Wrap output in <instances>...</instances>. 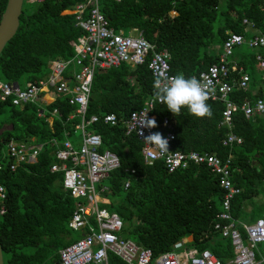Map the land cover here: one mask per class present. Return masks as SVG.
<instances>
[{
  "label": "trees",
  "instance_id": "1",
  "mask_svg": "<svg viewBox=\"0 0 264 264\" xmlns=\"http://www.w3.org/2000/svg\"><path fill=\"white\" fill-rule=\"evenodd\" d=\"M82 1L42 0L32 6L23 2L17 30L0 52V81L20 87L35 83L48 73L46 62L70 58V44L82 31L75 27L73 16L64 12ZM172 1L99 0L98 7L115 32L127 33L136 28L156 50L165 49L169 73L186 78L217 62L228 33L250 36L242 20L252 23L258 31L264 29V0H174L173 6ZM5 3L0 0V15ZM172 8L176 14L169 18L167 13ZM233 59L250 78L255 77L253 51L241 46ZM153 83L146 62L134 67L121 64L93 74L84 120L105 114H113L117 120L114 126L98 120L87 127L99 135V150L112 152L119 161V167L101 182L107 189L101 197L108 204L100 207L118 216L128 239L150 250V264L159 255L172 251L173 244L182 239H189L185 247L207 250L225 264L233 253L229 240L212 228L222 201V191L213 175L204 166L168 174L160 161L147 165L140 142L124 135L119 120L140 109L143 98L154 97ZM230 97L238 104L253 99L240 91ZM207 103L212 111L210 118H197L187 108L173 116L166 105L154 103L150 111L156 121L154 128L161 135L167 132L161 127V121L167 119L174 136L173 147L183 153H210L221 160L231 155V179L240 189L231 201L232 217L244 224L264 220V118L245 119L235 111L227 129L219 126L222 105ZM38 110L42 111L40 117L36 115ZM73 112L74 107L63 96L47 105L16 107L9 101L0 102V185L5 192V211L0 216L3 264H55L57 252L82 235L67 227L74 201L61 188L62 175L49 172L54 153L63 141L69 139L76 145L73 128L80 119ZM228 132L241 139L240 145H221ZM11 140L42 144L36 161L10 171L5 147ZM239 231L245 240L243 229ZM259 253L256 261L264 264V256ZM106 264L125 263L108 252Z\"/></svg>",
  "mask_w": 264,
  "mask_h": 264
},
{
  "label": "built area",
  "instance_id": "2",
  "mask_svg": "<svg viewBox=\"0 0 264 264\" xmlns=\"http://www.w3.org/2000/svg\"><path fill=\"white\" fill-rule=\"evenodd\" d=\"M98 1L83 0L75 4L70 11L64 12L73 16L75 27L82 31V35L70 44L73 55L65 60H50L47 65L48 73L35 83L27 82L20 87L17 83L0 81V102L9 101L11 106L16 107L27 104L47 105L58 96H63L67 99V104L74 107L73 114L80 119L73 128V135L78 134V137H73L76 145L65 139L55 151V161L49 167L50 173L62 175L61 188L74 201V209L67 223L68 229L82 232L80 238L57 252L55 264H106L108 252L125 264H150V250L128 237L121 239V220L115 213L100 207L101 204H108L106 199L101 197V194L107 191L106 187L101 186V182L109 172L119 167V161L112 152L99 150V135L88 131L87 127L98 120L114 126L117 120L113 114L101 117L93 115L84 120V113L94 73L116 68L121 64L134 67L146 62V68L154 80L157 76L170 77L172 75L169 73V55L165 49L156 50L136 28L129 29L127 35L122 31L115 32L99 12ZM174 2L173 0L172 6ZM175 14L172 8L167 16L172 18ZM242 24L250 36L245 38L240 34L228 33L220 48L217 62L192 76L211 84L213 92L207 102H219L222 105L219 126H225L227 129L231 126V116L235 111H240L245 119L264 118V29L258 31L246 20H242ZM241 46H246L254 52L258 83L252 90L249 86V75L233 59L234 50ZM66 73H69V76H65ZM237 91L249 93L253 97L252 101L244 99L239 104L236 103L230 95ZM154 103L160 102L155 101L154 97L145 98L140 109L130 111L123 120H119L124 135L134 136L140 142L145 164L160 161L168 174L190 166H204L222 191L220 211L215 215L212 228L230 242L233 257L225 264H259L255 255L260 252L259 254L264 256V220L257 219L251 224H244L231 215V201L240 192L231 179L232 156L228 155L221 160L215 154L196 151L183 153L175 149L172 144L174 136L169 131L167 119L161 121V127L168 130L162 134L167 140L168 151L162 153L156 145L145 142L146 136L159 133L154 127L140 126L146 113L147 119H153L150 111ZM54 113L53 110L52 114ZM36 115L40 117L42 111L38 110ZM47 120L50 122L51 119ZM240 143L241 139L231 132L221 141L224 147L237 146ZM41 148L42 144L38 143L9 141L5 147V155L10 161L8 169L14 171L21 164H33ZM127 187L128 183L125 182L124 188ZM4 200V188L0 185V216L5 211ZM239 228L243 229L245 240L242 239ZM185 242V239L176 242L172 251L159 255L152 264H221L209 251L185 247ZM261 261H264V257Z\"/></svg>",
  "mask_w": 264,
  "mask_h": 264
},
{
  "label": "clouds",
  "instance_id": "3",
  "mask_svg": "<svg viewBox=\"0 0 264 264\" xmlns=\"http://www.w3.org/2000/svg\"><path fill=\"white\" fill-rule=\"evenodd\" d=\"M154 99L166 105L173 116L181 114L182 108L197 118H210L212 111L207 103L213 88L208 82H201L195 77L186 78L183 74L174 76H157L154 80ZM140 126L146 128L156 127L154 119L143 117ZM145 142L156 145L162 153L168 151L167 140L160 133H152L144 138Z\"/></svg>",
  "mask_w": 264,
  "mask_h": 264
},
{
  "label": "water",
  "instance_id": "4",
  "mask_svg": "<svg viewBox=\"0 0 264 264\" xmlns=\"http://www.w3.org/2000/svg\"><path fill=\"white\" fill-rule=\"evenodd\" d=\"M23 0H6L4 9L0 15V52L4 45L13 37L18 27V17L21 14ZM145 100V98H143ZM255 158L257 156H254ZM125 233L120 234L121 239H125ZM0 264H3L0 249ZM103 264V263H101Z\"/></svg>",
  "mask_w": 264,
  "mask_h": 264
},
{
  "label": "rangeland",
  "instance_id": "5",
  "mask_svg": "<svg viewBox=\"0 0 264 264\" xmlns=\"http://www.w3.org/2000/svg\"><path fill=\"white\" fill-rule=\"evenodd\" d=\"M23 2H24L23 4H26V1H25V0H24ZM34 4H35V3H32V2H31V3H28L29 6H32V5H34ZM24 7H25V5L22 6V9H23ZM63 14H64V13H63ZM125 35H127V33H125ZM234 53H235V50H234ZM46 65H48L47 62H46ZM254 70H255V67H254ZM252 75H254V76H256V77L250 78V79H251V83L249 84L250 87H251V85L253 86V83H254L253 80L255 81L256 78H257V76H258V75H257V71L255 70V72H254ZM257 83H258V82H257ZM74 137H78V134H75ZM98 185H99V184H98ZM95 186H97V184H95ZM258 198H259V197H258ZM262 200H264V198H262ZM246 209H249V207H247ZM72 233H73V232H72ZM73 234H74V233H73ZM73 237H74V236H73ZM188 240H189V239H188Z\"/></svg>",
  "mask_w": 264,
  "mask_h": 264
},
{
  "label": "crops",
  "instance_id": "6",
  "mask_svg": "<svg viewBox=\"0 0 264 264\" xmlns=\"http://www.w3.org/2000/svg\"><path fill=\"white\" fill-rule=\"evenodd\" d=\"M256 77V76H255ZM254 82V87L255 86H257V82H258V76H257V78H256V80L255 81H253ZM251 88V87H250ZM252 90V89H251ZM106 201V203L108 202L107 200H105ZM186 241H189L188 239H185Z\"/></svg>",
  "mask_w": 264,
  "mask_h": 264
}]
</instances>
